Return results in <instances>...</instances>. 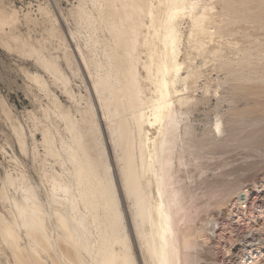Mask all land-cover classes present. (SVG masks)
Returning a JSON list of instances; mask_svg holds the SVG:
<instances>
[{"label": "rangeland", "instance_id": "1", "mask_svg": "<svg viewBox=\"0 0 264 264\" xmlns=\"http://www.w3.org/2000/svg\"><path fill=\"white\" fill-rule=\"evenodd\" d=\"M87 1L0 0V220L12 226L19 219L25 222L27 229L18 224L14 226L18 227L19 245L24 255H27V245L33 242H29L28 235L41 239L48 234L47 250L39 251L43 264H65V242L60 239L59 218H65L68 206L65 194L52 187L54 180L65 184L69 167L65 164L63 147L65 138L70 136L65 113L71 115L78 128L82 127L79 129L86 141L92 145L95 140L102 143L116 175L112 142L93 83L94 69H87L84 62L101 57L99 42L105 34L108 37V33L99 31L95 6ZM148 1L147 12L161 7L163 2ZM209 2L210 30L204 44L190 40V17L184 15L179 19L181 75L186 76L193 67L199 69L193 68L198 73L194 94L199 101L194 106L183 104L177 114L180 143L173 176L185 197L193 200L179 216L177 227L179 231L193 230L189 239L194 238L197 243L190 251L199 257L196 256L193 264H236L243 253L249 252H256L250 264H264V191L255 187V183L264 178V0ZM79 7L87 13L91 10L95 21L87 24L77 19L82 9ZM149 25L147 14L137 47L139 73L145 77L146 101L153 92L147 78L148 42L152 39ZM190 41L193 44L188 43ZM215 53L219 56H214ZM242 61L246 63L239 68ZM228 63L233 65L229 67ZM255 63L257 70L253 69ZM232 68L236 71L231 72ZM248 69L253 74L247 72ZM228 70L231 73L228 74ZM180 93L172 97L175 99ZM220 115L223 119L238 118L234 123L224 124L225 133L215 131L218 140L223 137L226 140L211 142L197 151L189 150L190 143L202 145L206 132L214 129ZM186 124H190L194 133L191 142L184 134ZM96 150L94 147L93 152ZM177 155L181 156L180 160ZM120 188L118 186L121 208L128 219L126 222L130 223L128 202ZM25 206L26 212L20 214ZM33 213L42 219L46 232L32 221ZM72 223L81 234L78 225ZM81 235L84 239L90 237L88 232ZM2 238L1 235L0 264H16L11 252L13 247ZM136 246L137 243L135 249L141 258Z\"/></svg>", "mask_w": 264, "mask_h": 264}, {"label": "bare ground", "instance_id": "2", "mask_svg": "<svg viewBox=\"0 0 264 264\" xmlns=\"http://www.w3.org/2000/svg\"><path fill=\"white\" fill-rule=\"evenodd\" d=\"M90 1L96 9L95 19L99 25V31H106L108 37L105 34L99 42L101 44V52H99L102 58L99 55V59L95 57L96 60H85L84 62L87 69L90 67L94 69L93 83L105 116L109 139L112 142L116 175L113 174L102 143H97L95 140L92 145L86 141L79 129L81 126L78 128L76 122L70 118L71 115L65 113L66 130L70 136L66 137L68 139L65 138V146L63 143L62 145L65 147V164L67 166L69 164V167L66 168L67 173L65 172V184L54 180L52 185L53 190L65 194L68 206L65 218H59L62 227L60 239L65 242V264H193L198 257L190 251L197 243L196 239H189L193 235V230L179 231L177 227L179 216L183 211L185 213L193 200L191 198L188 200L181 186L176 185L173 172L175 171L174 158L180 143L177 114L183 104L194 106L199 101L194 94L198 82V73L195 70L198 68L193 67L195 70L192 68L186 76L181 75L183 62H180L178 55L181 51L182 31L179 28V19L184 15L189 16L191 20L190 40L204 44L210 30V2L209 0H163L161 7L147 12L148 0ZM84 4L86 2L82 5ZM83 8L80 9L77 19L91 24L95 21L91 16L92 13L90 14L91 10L87 13ZM147 14L150 17L149 27L152 29V39L148 42L147 78L153 86V92L148 101L145 100L144 93L145 77L142 78L138 69L137 49L141 42L139 41L140 31ZM218 31L213 32L218 33ZM221 33L223 34V31ZM191 41L188 43H192ZM247 51L244 52L245 54L242 52L245 57ZM214 56L219 55L215 53ZM244 56L240 58L243 57L245 60ZM224 60L228 62V59ZM244 63L246 62L242 61L238 65ZM257 65L255 63L253 69ZM239 68H243V65ZM230 70L231 72L236 71L233 68ZM230 70L228 74L231 73ZM237 71H239L238 68ZM250 71L248 69L247 72L250 73ZM249 73H247L248 76ZM239 74L242 75L240 72ZM179 84L183 87L179 88ZM182 91L186 93H180ZM176 93L180 94L174 99L172 96L174 94L176 96ZM207 98L204 101H207ZM237 119L233 117L223 119L222 115L217 116L214 129H208L202 145L190 143L188 144L189 150L197 151L211 142H224L226 138L218 140L215 131L219 134L225 133L227 128L224 124L234 123ZM192 132L190 124H186L184 134L190 142L193 139L194 133ZM90 136L92 137L93 134ZM94 147L98 149L97 152H93ZM177 157L181 159L180 155ZM118 186L122 188L125 202H128L130 223L126 222L128 219L126 220L127 217L125 218L121 208ZM255 187L264 191V178L260 183H255ZM25 209L26 206L21 209L20 214L25 213ZM36 211L33 210V212ZM32 215V221L46 232L47 229L42 219L35 213ZM19 221L15 225L18 224L19 227L27 229L25 222L20 219ZM72 222L78 225L83 234L88 232L90 237L82 238V233L78 232ZM10 224L3 220L0 232L2 240H6V243L13 247H11L13 250L11 252L14 254V262L16 264H43L39 251L47 250L48 234L41 239H32L27 233L29 242L33 241L34 244L32 242L31 246L27 245V255H24L19 245L18 227L15 228V225ZM135 241L141 258L136 252ZM226 249L229 250L228 247ZM254 253L256 252L243 253L236 264H250Z\"/></svg>", "mask_w": 264, "mask_h": 264}]
</instances>
